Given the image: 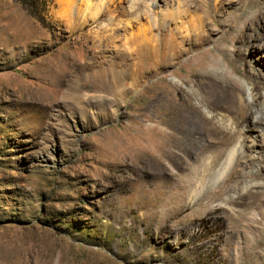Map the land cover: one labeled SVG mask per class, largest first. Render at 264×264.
I'll use <instances>...</instances> for the list:
<instances>
[{"label":"rangeland","instance_id":"374dc122","mask_svg":"<svg viewBox=\"0 0 264 264\" xmlns=\"http://www.w3.org/2000/svg\"><path fill=\"white\" fill-rule=\"evenodd\" d=\"M133 1L90 0L88 10L87 0H0V264H264V197L244 196L264 190L247 176L259 172L264 129L247 139L249 169L238 171L242 150L215 182L232 138L218 113L213 125L191 114L200 95L188 99L212 90L189 80L201 60L209 82L222 83L206 73L219 61L264 93V20L244 33L264 0H213L220 9L209 17L198 0H139V20ZM143 33L173 40L165 72L159 42ZM159 117L174 139L161 161ZM195 170H205L201 183Z\"/></svg>","mask_w":264,"mask_h":264},{"label":"bare ground","instance_id":"6f19581e","mask_svg":"<svg viewBox=\"0 0 264 264\" xmlns=\"http://www.w3.org/2000/svg\"><path fill=\"white\" fill-rule=\"evenodd\" d=\"M199 1V8L202 5L205 10V15L209 17L210 15L218 14V11L220 9L219 5H213L211 6L213 0H198ZM217 3H219L222 8H225L226 6L230 7H236L240 6L241 8L247 4V2H253L256 3L258 0H215ZM89 2V5L87 6V9L90 10V0H87ZM139 0L133 1L132 6V12L137 14V19L139 20V12L136 11V5L138 4ZM193 0H185V4H193ZM183 2L178 3V7L175 11V17L172 16L171 18L176 22L177 20L185 18L180 12L181 6ZM196 3V2H195ZM214 3V2H213ZM201 6V7H202ZM255 6V5H254ZM211 7V8H210ZM257 15V14H256ZM93 16V15H92ZM94 17V16H93ZM264 20V10L259 11L258 15L255 17H252L247 24L244 27V33L249 30L250 25H260L262 21ZM140 23V22H139ZM251 23V24H250ZM259 23V24H258ZM142 25V24H141ZM138 26V25H137ZM162 27V23H161ZM140 31L145 30L143 26L139 28ZM146 31V30H145ZM243 33V32H242ZM243 33V39L246 37V34ZM211 34H213V31H211ZM136 37V38H135ZM138 38V36H134V39H132V42H135V40ZM260 37L254 38L255 41H258ZM241 39V38H240ZM141 40L144 42H159L156 46V57L158 62L162 65L160 70L162 72H165L166 68L164 66L166 60V54L163 53V50L167 48H174V45L172 44L173 40L165 41L160 36L150 38L147 37L146 34L143 33V36H141ZM161 43V44H160ZM208 42H199L197 46L203 47ZM247 42H242L243 45H245ZM254 43V42H253ZM204 62L198 61L197 63H193V65L190 67V76L189 80L193 84H197L199 87H203L210 85V89L212 90H205L201 89L197 91V94L195 91H192V93L189 95V102L190 99H194L197 95L201 96V100L199 103V108L197 106L192 105L189 103V108L191 111V114H194V117H200L207 121L208 125H213L214 119H215V113H218L220 115V118L218 119L219 126L222 127V131L224 133H227L231 136L232 141L229 143V147L226 151L222 152V154H225V160L221 161L218 165L219 170L217 173L214 174V181L217 182L219 179H221L224 174L229 169L230 165L233 164L232 162L235 160L238 153H241V156H239L240 160V166L238 171L241 173H245L250 165L251 162L254 161V159H251V156L249 154L251 147L247 145V139H249V134L251 132H254L256 128H259L260 126L264 129V93L257 91L255 88L246 89L237 81H234L231 79L227 74L226 70L223 69L220 65L219 61H214L213 65H211V68L209 72L206 71V73H210L209 78L212 77L215 79L218 78L221 82H209L207 77L204 76V72L202 70L204 67ZM210 83V84H208ZM257 91V93H255ZM163 104H164V98H163V91L159 90L158 96H157V107H158V114L161 116L163 115ZM171 108V107H170ZM206 108L208 110V113H205L203 109ZM174 110V109H173ZM172 111V108H171ZM173 116H171V120L169 121L171 124L174 122V113L172 111ZM211 115V116H210ZM250 125L248 126L247 123ZM168 122V119H163L162 117H159V132H158V141L156 143V152H157V160L161 161L162 158H169V153L173 152V136L168 131V126L170 125ZM195 124V123H193ZM166 127V128H164ZM242 129L244 132L241 136H239L238 131ZM262 136H264L262 134ZM244 149L246 151H244ZM216 164L219 162V156L216 158ZM254 162H257L259 166V172L257 173H249L247 176L251 179L250 185L253 187H257L259 185L258 182L261 180H264V149H259L257 152V158ZM207 169V168H206ZM159 178H165L166 174L158 173ZM203 178H206L205 170L204 172H201V174L198 172V170H195L193 172V179L196 181H199L200 183L204 181ZM192 177H189V179L182 180L183 183L180 185V189L182 192L187 194L189 192V189L191 188V184L193 182ZM206 180V179H205ZM255 182V183H254ZM165 184V182H164ZM246 186L247 188L250 187ZM262 185V184H260ZM201 192L198 194H195V197L198 198L200 196ZM244 196L247 197H256V198H262L264 197V190L259 192H252V190H247L246 193H244ZM163 200L166 201L164 198L165 195H161ZM195 198V200H197ZM244 198V197H243ZM242 196L239 198H233L231 197L229 200V204H242L243 200ZM218 211V210H217ZM240 214H243V212H239ZM203 222L205 224H211L212 218L207 217L203 219Z\"/></svg>","mask_w":264,"mask_h":264}]
</instances>
